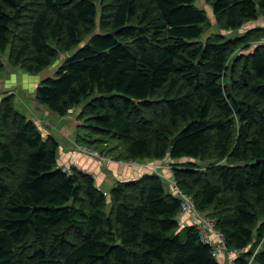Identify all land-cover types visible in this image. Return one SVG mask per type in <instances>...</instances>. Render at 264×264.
<instances>
[{"label": "trees", "instance_id": "trees-1", "mask_svg": "<svg viewBox=\"0 0 264 264\" xmlns=\"http://www.w3.org/2000/svg\"><path fill=\"white\" fill-rule=\"evenodd\" d=\"M209 1L229 31L264 15V0ZM208 21L196 0H0V71L3 54L40 73L70 52L38 86L39 104L63 116L88 100L80 118L124 140L120 159L170 158L227 247L245 249L235 264H264V25L204 40ZM59 148L3 98L0 264H223L182 226L161 175L107 195L91 174L60 167Z\"/></svg>", "mask_w": 264, "mask_h": 264}, {"label": "rangeland", "instance_id": "rangeland-1", "mask_svg": "<svg viewBox=\"0 0 264 264\" xmlns=\"http://www.w3.org/2000/svg\"><path fill=\"white\" fill-rule=\"evenodd\" d=\"M196 5L200 7L201 9H203L209 18L208 25H206L204 35H203L204 40L209 39L216 34H222L225 39L233 38L238 35L240 36V34L245 33V31H247L250 27H254L255 25H261V24L264 25V15H263L262 19L259 21L260 23L262 22L261 24L258 21H256L252 24L249 23L245 25L239 31L237 30L229 31V30L221 28L220 25L218 24L217 18L213 12V9H212V6L209 0H196ZM69 54L70 52L61 53L59 55V58L52 65H50L49 67H47L45 70H43L40 73H30L26 71L22 66H14L10 64L9 53L3 54L5 68L2 71H0V104L3 98L11 95L14 98V101H15V104L18 110L23 111V112L28 111L31 114L30 117L37 120L39 123H41V125L46 124V126L44 125L41 126L44 129L46 128L48 129L47 126L49 125V128L51 127L52 131L56 132V134L61 135L60 131L64 125L67 124L69 126H74L73 127L75 131L74 137L77 136L80 142H78V144L76 143L73 146H76V149L79 152L81 151L79 150L78 147L87 146L89 149L99 152L101 157H104L105 159H107V163H110L111 161H114V160L115 161H125L126 163H128L129 160H124V159L119 158L121 153L124 151V140H119L113 137L112 135L109 136V134L97 135L92 132L91 128L89 130V127H87V124L90 123L86 119L87 117L80 118V115L85 111L84 106L86 105L88 100L86 102L81 103L79 106L69 109L68 113L63 116L57 115L51 112L45 106L39 104L37 97H36L38 86L46 77L55 75L57 68L64 62V60L67 58ZM48 113L56 117L48 121L50 118L47 115ZM56 121H63V124H60L57 126ZM59 135L57 137H59L60 141L65 139V137L63 138L62 136H59ZM83 136H88L89 139L85 141ZM81 153L85 154L83 152ZM85 155L91 156L90 154H85ZM166 160L167 159H165L163 162H166ZM153 161L155 162L156 160H153ZM185 161L186 160L181 161L183 165L181 164L180 165L182 167L185 166V168H192V169L195 167L194 163L199 164L198 166L202 168H206V166L209 165L210 163L207 160H194L193 161L194 163H192L191 165L190 163H187V164L183 163ZM204 164H207V165H204ZM154 165H156L158 168V171H159L158 174L161 175L165 181H168L169 183H171L170 179L174 178V176H168L163 171V169H161L163 168L162 163L156 162ZM72 166H75V165H72ZM164 166L165 168H168L171 170L170 164L169 165L166 164ZM84 172L88 173L87 171H84ZM151 173H156V172L153 169H151ZM166 186L170 190L168 183L166 184ZM31 245L32 244L28 246L29 248L28 254H31L30 253ZM25 256H26V253L23 255V257ZM223 264H228V262H224Z\"/></svg>", "mask_w": 264, "mask_h": 264}, {"label": "crops", "instance_id": "crops-1", "mask_svg": "<svg viewBox=\"0 0 264 264\" xmlns=\"http://www.w3.org/2000/svg\"><path fill=\"white\" fill-rule=\"evenodd\" d=\"M261 19L262 17L258 20V22ZM25 113L31 116V114L28 111H26ZM47 115L50 117L48 121L56 117L50 113H48ZM36 122L42 129L44 135L46 136L53 135L60 142V148L58 152L59 166L61 165L60 167H62V165H71V166L75 165L73 167H76L79 170L87 171L93 174L92 176H94L97 186H99L107 195L110 193L111 189L119 181L137 179L140 178L145 173L148 172L150 173L152 169L151 165L153 166L156 162L162 163L163 168L161 169H163V171L168 176H173L172 170L165 168L164 166L166 165L165 162H158V161L154 162V161H146V160H136L135 164H129L126 163L125 161H115V160L111 161L110 163L102 162L101 160L96 159L93 156L91 157L82 154L76 149V146H73L76 143L78 144V142H80L77 136L74 137L75 136V131L73 129L74 126H69L67 124L64 125L60 131L61 135H59L56 134V132L52 131V128L51 127L49 128V125L47 126L48 129L46 127H45L46 129H44L41 126L42 125L46 126V124L41 125V123H39L37 120ZM56 123H57L56 125L58 126L60 124H63V121H56ZM58 135L62 136L63 138L65 137V139L60 141L59 137H57ZM192 220H193L192 214L185 213L181 217L180 222L184 227L186 225H191ZM219 259L223 263L226 262L224 256H221Z\"/></svg>", "mask_w": 264, "mask_h": 264}, {"label": "built area", "instance_id": "built-area-1", "mask_svg": "<svg viewBox=\"0 0 264 264\" xmlns=\"http://www.w3.org/2000/svg\"><path fill=\"white\" fill-rule=\"evenodd\" d=\"M79 150L85 154H90L91 156L101 160L102 162L107 163V159L104 157H101L99 152L95 150L89 149L87 146H80L78 147ZM129 164H135V160H129ZM171 159L168 158L165 162V164H170ZM171 165V164H170ZM152 169L158 173V168L156 165H151ZM62 168L68 172L69 174L72 173L74 167L71 165H63ZM89 173V172H88ZM171 189L170 191L181 200V213H180V220L183 214L190 213L192 214L193 220L192 224L195 225L200 233L201 236L212 245L214 249V255H216L218 258L221 256L225 257L226 262L228 264H235L236 258L239 257L245 249H229L226 245V241L221 233L218 232L216 225H215V219L207 216L205 213H202L196 206L195 201L193 197L189 194H187L183 189L179 186L178 181L175 178H171ZM216 237H215V236ZM217 239V240H216Z\"/></svg>", "mask_w": 264, "mask_h": 264}, {"label": "bare ground", "instance_id": "bare-ground-1", "mask_svg": "<svg viewBox=\"0 0 264 264\" xmlns=\"http://www.w3.org/2000/svg\"><path fill=\"white\" fill-rule=\"evenodd\" d=\"M61 166V165H60ZM73 170H75V169H73ZM80 171V170H79ZM86 173V172H85ZM113 175V174H112Z\"/></svg>", "mask_w": 264, "mask_h": 264}, {"label": "water", "instance_id": "water-1", "mask_svg": "<svg viewBox=\"0 0 264 264\" xmlns=\"http://www.w3.org/2000/svg\"><path fill=\"white\" fill-rule=\"evenodd\" d=\"M173 142V139H172V141H171V143Z\"/></svg>", "mask_w": 264, "mask_h": 264}]
</instances>
